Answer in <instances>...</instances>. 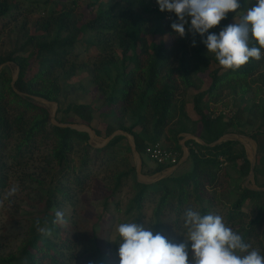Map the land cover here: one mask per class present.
Returning a JSON list of instances; mask_svg holds the SVG:
<instances>
[{"label":"trees","instance_id":"1","mask_svg":"<svg viewBox=\"0 0 264 264\" xmlns=\"http://www.w3.org/2000/svg\"><path fill=\"white\" fill-rule=\"evenodd\" d=\"M78 1L72 0L71 3L76 4ZM239 3L240 8L236 12H230L219 26L209 30L210 33L218 35L223 28L232 24L236 14L240 17L238 23H241L242 16L249 7L256 4V0H239ZM135 6L141 7L148 16H154L163 23L169 41L162 38L157 42L153 37L147 40L140 29L135 30L137 20L143 17L142 14H137ZM88 8L91 9L92 17L86 22L74 21L70 11H67L53 17L52 22H46L41 30L43 34L37 37L26 34L25 43L20 50L25 51L27 47L34 49L36 44L39 45L37 68L42 74L49 75L43 80V84L26 80L29 57L9 54L6 58H0V65L10 62L18 68V77L15 81L8 75L0 76V190L7 186L6 172L10 167L24 163L26 157L30 159L35 146L51 141V152L45 159L49 165L55 163L57 172L53 179L51 198L46 201L47 209L50 210L53 206L62 207L65 203L75 205L77 194L83 192L89 179L88 164L100 158V155L102 159L111 158L115 147L125 140V136L117 135L104 147L94 148L88 132L60 126L74 123L72 119H68L69 115L62 118L61 113L76 115L82 123L94 130L98 137L101 136V132L93 125L95 119L111 118L105 130L108 137L116 131L129 134L133 137L135 149L140 155L145 154L147 146L160 143L164 130L170 124H174L169 130V140L173 144L166 148L177 153L178 160L183 156L178 135L189 132L202 139L205 144L195 140L186 142L191 169L185 173L163 178L153 184L139 183L135 178L133 188L136 194L131 207L141 209L144 200H150L153 195L155 197L153 234L159 233L168 242L179 244L180 241L174 242L168 238L169 230L173 228L178 231L186 227L185 213L189 209L193 210L196 207L202 216L212 213L211 206L214 200L208 194L207 185L214 187L217 184L218 174L225 162L236 168L238 176L250 175L251 162L246 153L242 151L238 154L234 150L238 142L229 140L211 146L231 133L232 128L242 125L241 121L239 119L234 121L233 118L225 121L223 115L213 117L208 111L209 108L203 105V101L221 89H228L233 96L245 97L252 91L255 78L263 73L261 70L264 68V49H261L262 58L259 61L250 59L236 71H225L214 55H209L206 46L201 42L207 38V34L204 37L197 34L196 45L192 46L191 34L181 38L171 28V24L176 20L175 14L161 12L159 5L153 4L152 0H119L110 8H104L102 0H94L88 3ZM11 10L12 4L9 0H0V21ZM51 25L55 35L50 39L47 32L51 31ZM185 27L187 31L188 25ZM88 33L94 35L93 45H110L115 42L121 50L123 60L117 67L116 75L118 82L121 83V91L116 93L109 90V83L104 76V69L116 67V61L112 58L103 60L98 67L91 70L92 73L95 72L93 82L97 86L101 100L104 99L103 105H96L93 102L71 104L63 110L58 99L62 91L58 80L66 81L75 73L74 65L68 69L66 65L69 57L77 54L75 51L78 41L84 39ZM133 33H136L134 39ZM248 46L259 47L251 35ZM55 70H61L64 74L51 80L54 76L50 74ZM202 76L210 77L211 83L207 90L200 91L194 96L193 104L197 119L192 121L189 127L186 104L179 96L189 89H200ZM33 79L35 80V77L31 80ZM31 96L57 103L55 120L59 125L51 122L52 116L45 107L29 100ZM258 107L249 104L244 111L252 113L261 121L252 138L257 143L254 181L258 187L264 188V107ZM254 109H258V112H254ZM237 116L238 114L234 118ZM131 120L133 123L130 124ZM81 152L82 154L78 156L80 166H76L73 154ZM221 158L224 161H221ZM239 159L241 163L238 162ZM77 168H80L78 173ZM169 168L171 166L156 164L154 173H162ZM125 175L136 176V168L131 166L126 173L118 174V181L120 182V178ZM116 186H119V183ZM155 187L157 189L154 190ZM263 194L258 190L242 188L226 212L228 223L240 225V233L246 243L255 237L256 230L264 224V200L259 205L257 215L246 226L242 225L246 217L243 206L250 202L258 203L262 200ZM46 221L45 216L40 224ZM48 226L52 236L40 233L36 229L38 225L34 226L31 229L32 235L24 242L18 256L0 258V264H75L78 257L72 233L60 224H54L53 221L49 222ZM186 244L189 262L194 264L191 241ZM261 246L264 254V244L261 243ZM108 258L99 244H96L94 253L82 264H120L109 261Z\"/></svg>","mask_w":264,"mask_h":264},{"label":"rangeland","instance_id":"2","mask_svg":"<svg viewBox=\"0 0 264 264\" xmlns=\"http://www.w3.org/2000/svg\"><path fill=\"white\" fill-rule=\"evenodd\" d=\"M71 1L9 0L12 4V10L0 21V58H6L9 54L23 56L24 58L29 57V66L26 71V80L28 82L33 81V83L41 85L43 80L49 75L46 73L42 74L41 70L37 68V50L40 48L38 44L35 45L34 49L27 47L25 51L20 50L25 43L26 34L36 35V37L43 34L41 30H43L46 22H52L55 17L67 11H70L73 20L79 21V23L86 22L92 17L88 3H92L94 0H79L76 4H72ZM117 1L119 2V0H102L103 7H113ZM135 10L137 14L143 15L142 19L137 20L136 31L140 29L147 40H151L153 37L157 42L162 38L169 41L166 34L167 31L162 22H159L154 16H148L139 6H135ZM238 22H240V17L236 14L232 24ZM51 26V31L47 32L50 39L52 38L51 36L55 35L54 31H52L53 26ZM135 36L136 33H133L132 38L134 39ZM93 39L94 35L88 33L84 39L78 41L79 44L75 51L77 54L71 55L66 65V69L74 65L76 67L75 73L66 81L65 79L63 81L58 80V84L62 89L58 99L62 104L63 110L71 104L93 102L96 105H103L104 99L101 100L97 86L93 82L95 72L92 73L91 71L98 67L103 60L112 58L116 61V67L104 69V76L109 83V90H114L116 93L121 91V83L116 78L117 67L120 66L123 60L121 50L115 42L110 45H93ZM31 52L33 53L32 56L30 55ZM209 55L212 56L213 54L209 53ZM263 70L264 68L261 70L263 73L255 78L256 82L252 86V91L245 97L233 96L228 89H221L216 94L206 97L203 101V105L209 108L208 111L213 117L223 115L225 121L230 120V118H233L234 121L238 119L241 121L242 125L231 129L229 139H238L235 140L238 142L234 146L235 152L241 154L244 151L249 160L252 158L253 151L257 153V143L252 138V134L259 128L261 121L254 117L252 113L244 111V108L249 104L264 107ZM39 73L41 75H38ZM2 74L10 76L14 80L18 74V68L10 62L1 64L0 76ZM63 74L61 70H55L54 73L50 74V76H54L51 77V80H53L52 78L63 76ZM33 77H35V80H31ZM201 78L200 89H189L185 94L179 96V99L186 104L189 127H191V122L197 119L193 104L194 96L200 91L207 90L211 83L210 77L202 76ZM38 98L31 96L29 100L41 107H45L51 116L54 112L56 115L57 103L45 102L43 101L44 99ZM255 111L258 112V109H254ZM236 114L238 116L234 118ZM68 115L70 116L68 119L74 121L71 125L86 126L72 113L60 114L62 118H66ZM110 121L111 118L104 119L102 117L100 120L95 119L93 125L101 132V136H97L90 141L94 148H102L107 145L106 140L109 137L105 130L107 123ZM129 123L131 124L133 121L131 120ZM173 125L170 124L164 130V138L162 137L159 143L164 147L170 148L169 146L173 144L169 140V130ZM136 130L139 131L138 128ZM203 143L205 142L203 141ZM134 145L133 137L128 134V137H125V140L115 147L111 158L102 159L100 155V158L90 162L87 166L90 172L89 179L86 181L83 192L77 194L76 204L65 203L62 207L53 206L50 210L47 209L46 201L51 198L53 179L57 168L54 162L49 165L45 158L51 152L52 142L35 146L36 149H32L33 155L30 159L26 157L24 163L10 167L6 172L8 177L7 186L0 190V258H5L9 255L18 256L20 248L32 235L31 229L36 225H38L36 227L37 231L48 233V235L52 236V232L48 230V223L55 219V212L61 210L64 213L67 225L63 223L60 226L72 233L76 244L75 252L78 258L75 264H82L84 260H87L94 253L96 244H99L102 251L108 255L109 261L120 263L119 246L122 243V238L117 231L118 226L121 223H137L146 230L152 231L154 223L153 209L155 204L153 201L155 197L153 195L150 200H144L141 209L131 207L133 204L132 200L136 194V190L133 188L134 179H137L138 172L143 176L142 179L155 180L153 183H156L159 181H156V178L175 168L172 167L162 173L155 174L156 164L148 159L144 153L141 155V163L144 162V167L142 168V165L140 167V160L133 150ZM185 151L187 156L184 157L183 155L181 157L180 164L176 166L177 169L169 176H178L191 169L189 150L186 148ZM81 154L82 152L73 154L76 166H80L78 156ZM238 162L241 163V159ZM131 166L136 168V176L125 175L120 178L121 181L119 182L117 175L126 173ZM78 171H80V168H77V173ZM249 176H238L236 168L225 162L222 171L218 174L217 184L214 187L207 185L208 194L214 200L211 206V214L220 215L225 225L239 235H241L240 225L228 223L226 212L237 199L238 193L242 188L259 189L258 191L264 193V188L258 187L254 178H249ZM117 183H119V186H116ZM13 186L17 188V191L14 195H9ZM263 200L264 194L262 200L258 203L252 204L250 202L243 206V211L246 214L243 226H246L257 215L259 205ZM193 211L197 212L196 207ZM45 216L47 221L44 224H40ZM187 234L188 229L186 227H182L178 231L171 228L168 238L174 242L186 243L189 241ZM261 243L264 244V224L256 230L255 237L248 244L252 248L258 249L262 254ZM189 264L192 263L189 262Z\"/></svg>","mask_w":264,"mask_h":264},{"label":"clouds","instance_id":"3","mask_svg":"<svg viewBox=\"0 0 264 264\" xmlns=\"http://www.w3.org/2000/svg\"><path fill=\"white\" fill-rule=\"evenodd\" d=\"M157 4L161 12L175 14L176 20L171 28L181 38L191 34L192 46L196 45L197 34L201 37L207 34L201 42L223 70L236 71L250 59L259 61L262 58L264 0H256V4L242 16L241 23L226 26L218 35L209 30L219 26L230 12H236L241 6L239 0H157ZM249 35L259 47L248 46ZM16 191L13 186L9 195ZM53 223H66L61 210L55 212ZM185 226L194 264H264V254L226 226L220 215L202 216L189 209L185 213ZM117 231L122 238L120 264H189L186 243H170L163 235H154L137 223H121Z\"/></svg>","mask_w":264,"mask_h":264},{"label":"water","instance_id":"4","mask_svg":"<svg viewBox=\"0 0 264 264\" xmlns=\"http://www.w3.org/2000/svg\"><path fill=\"white\" fill-rule=\"evenodd\" d=\"M17 77H18V74H17L16 78H14V81L17 79ZM38 99H39V98H38ZM41 100H43V99H41ZM43 101L48 102V101H46V100H43ZM55 104H56V103H55ZM52 123H53L54 125H59V124L56 122V120H55V112H54L53 115H52ZM60 126L70 127V128H72V129H76V130H78V131H85V132H88L89 135H90V141H92L94 138L97 137V135L95 134V132H94L91 128L87 127V126H80V127H78V126H74V125H60ZM117 135H123V136L128 137V134H126V133H124V132H122V131H116L114 134H112V135L106 140V143H108L112 138H114V137L117 136ZM230 136H231L230 134L223 136V137L220 138L217 142L213 143L211 146H215V145H217V144H221L222 142H226V141H229V140H232V141L238 140V139H236V138H231V139H229ZM133 150H134V153L137 155V157H138L139 160H140L139 165H140V167H141V165H142V163H141V155L136 151V149H135V145L133 146ZM255 156H256V151H253V153H252V158L250 159V162H251V172H250V176H249V178H250V177H251V178H254ZM176 169H177V167L168 170V172H165L162 176L156 178V181L161 180V179H163V178H166L167 176H169L170 174H172ZM137 172H138V167H137ZM142 177H143V176H141V174L138 172L137 180H138L139 183H143V184H151V183L155 182V180H154V181L144 180V179H142ZM256 190H259V189H256Z\"/></svg>","mask_w":264,"mask_h":264},{"label":"built area","instance_id":"5","mask_svg":"<svg viewBox=\"0 0 264 264\" xmlns=\"http://www.w3.org/2000/svg\"><path fill=\"white\" fill-rule=\"evenodd\" d=\"M152 3L157 4V0H152ZM145 155L157 165L171 166L172 168L180 164V160L177 158V153L163 147L159 143L147 146L145 149ZM221 161H224V159L221 158Z\"/></svg>","mask_w":264,"mask_h":264},{"label":"crops","instance_id":"6","mask_svg":"<svg viewBox=\"0 0 264 264\" xmlns=\"http://www.w3.org/2000/svg\"><path fill=\"white\" fill-rule=\"evenodd\" d=\"M180 140H179V145L181 146V149H182V152H183V155L184 157L187 156V152L185 151V149L187 148L186 147V142L189 141V140H195L196 142L200 143V144H205L203 143V140L196 137L195 135H192L191 133H184V134H180L178 135ZM126 137V136H125ZM164 138V136H163ZM201 141V142H200ZM188 149V148H187Z\"/></svg>","mask_w":264,"mask_h":264}]
</instances>
